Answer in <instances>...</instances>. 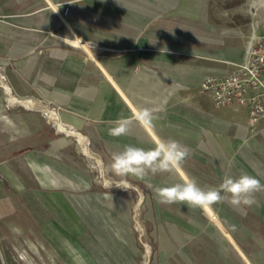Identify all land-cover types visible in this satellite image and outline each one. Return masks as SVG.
Listing matches in <instances>:
<instances>
[{
	"label": "crops",
	"instance_id": "1",
	"mask_svg": "<svg viewBox=\"0 0 264 264\" xmlns=\"http://www.w3.org/2000/svg\"><path fill=\"white\" fill-rule=\"evenodd\" d=\"M64 3L71 4L65 20ZM160 7L168 5L160 0ZM151 8V0H0V219H15L28 205L30 230L60 223L76 249L101 264L106 254L95 237L71 226L82 201L90 195L128 206L138 199L159 233L157 264H264V192L252 206L225 201L202 209L162 204L155 194L190 178L206 190L225 175L264 183V123L253 134L248 105H216L198 92L205 75L225 67L193 57L199 43L182 30L189 18ZM141 109L154 113V127L133 119ZM121 117L132 120L128 133L109 135ZM167 140L189 153L175 172L143 181L111 172L112 155L125 145L149 149ZM90 152L104 180L89 176ZM121 181L125 189L109 186ZM99 185L117 194L81 192Z\"/></svg>",
	"mask_w": 264,
	"mask_h": 264
},
{
	"label": "rangeland",
	"instance_id": "2",
	"mask_svg": "<svg viewBox=\"0 0 264 264\" xmlns=\"http://www.w3.org/2000/svg\"><path fill=\"white\" fill-rule=\"evenodd\" d=\"M162 2L167 3V11L160 7V0H151V9L155 14L190 19L183 24L182 30L184 36H192V40L199 43L196 49L199 54L193 57L217 71L225 67L223 73L203 77L198 86L200 94H210L201 88L205 80L213 78L220 81L234 68L245 65L252 45L264 40V0ZM170 25L171 28L176 27L174 24ZM3 83L5 79L0 65V85ZM50 108L58 112L57 107ZM249 127L253 134L258 129V126L254 129L251 127L250 120ZM102 173L101 161L90 152L89 176H100L102 179ZM81 192L114 193L111 188H103L101 185L97 189ZM86 198V201H82L85 209L82 210L79 223L73 221L71 226L85 228L95 237L100 250L106 254L101 264H109V259H116L120 264H157L156 244L159 242V233L152 231L143 203L138 204L137 199L127 206V200L123 199H96L90 195ZM29 211L30 206L26 205L16 213L18 219H0V264H92L88 256L76 249L75 235L60 223L55 227L56 230H51L49 225L46 228L50 230H30L25 223Z\"/></svg>",
	"mask_w": 264,
	"mask_h": 264
},
{
	"label": "clouds",
	"instance_id": "3",
	"mask_svg": "<svg viewBox=\"0 0 264 264\" xmlns=\"http://www.w3.org/2000/svg\"><path fill=\"white\" fill-rule=\"evenodd\" d=\"M133 119L141 125L155 126V115L149 109H141ZM131 123V119L121 117L116 126L108 130V134L114 137L124 136L128 133ZM188 155L187 149L176 140L161 141L149 149L125 145L122 151L112 155L110 170L118 177L132 176L143 181L149 174L175 172L183 166ZM113 185L125 189L123 181L109 186ZM259 192H264V183L247 173L239 176L225 175L217 188L207 190L201 187L195 178L168 186H158L155 189V194L162 204L181 203L201 209L225 201L233 205L252 206L255 203L254 196Z\"/></svg>",
	"mask_w": 264,
	"mask_h": 264
},
{
	"label": "built area",
	"instance_id": "4",
	"mask_svg": "<svg viewBox=\"0 0 264 264\" xmlns=\"http://www.w3.org/2000/svg\"><path fill=\"white\" fill-rule=\"evenodd\" d=\"M70 9V3L62 4L60 15L63 20ZM201 88L209 91L218 105L232 101L248 105L253 129L264 123V40L252 45L245 65L234 68L220 81L213 78L205 80Z\"/></svg>",
	"mask_w": 264,
	"mask_h": 264
},
{
	"label": "bare ground",
	"instance_id": "5",
	"mask_svg": "<svg viewBox=\"0 0 264 264\" xmlns=\"http://www.w3.org/2000/svg\"><path fill=\"white\" fill-rule=\"evenodd\" d=\"M12 97H13V96H12ZM16 99H17V98H16ZM12 100H13V98H12ZM59 128H60L61 130L63 129L62 126H60V125H59ZM138 204H139V203H138Z\"/></svg>",
	"mask_w": 264,
	"mask_h": 264
}]
</instances>
